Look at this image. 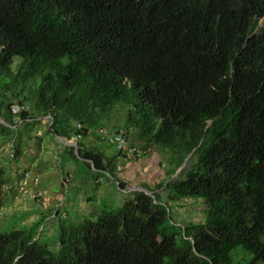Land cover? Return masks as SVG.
I'll return each mask as SVG.
<instances>
[{
    "label": "trees",
    "instance_id": "16d2710c",
    "mask_svg": "<svg viewBox=\"0 0 264 264\" xmlns=\"http://www.w3.org/2000/svg\"><path fill=\"white\" fill-rule=\"evenodd\" d=\"M116 104L114 133L143 143L132 160L168 155L165 178L138 186L154 198L133 190L97 215L59 208L4 230L0 217V264H264V0H0V141L15 157L47 118L95 185L124 190L127 154L81 142ZM8 182L0 169V196ZM186 199L203 205L200 223L174 221Z\"/></svg>",
    "mask_w": 264,
    "mask_h": 264
},
{
    "label": "rangeland",
    "instance_id": "374dc122",
    "mask_svg": "<svg viewBox=\"0 0 264 264\" xmlns=\"http://www.w3.org/2000/svg\"><path fill=\"white\" fill-rule=\"evenodd\" d=\"M17 107V105L13 107L14 113H18L15 112ZM17 119L16 117L14 121ZM47 122V118H43L25 137L19 156L14 155L13 138L0 141V169L5 178L12 179V182L3 185L1 190L0 217L3 230L13 217L24 215L18 222V225L23 226L36 221L43 214L51 213L49 210L56 211L59 208L69 214L97 215L103 209L121 205L123 198L138 186L142 184L153 186L160 182L170 170L168 155L155 146L149 149L148 157L132 160V152L138 151L140 154V146L143 143L126 139L122 151L127 155L119 157L116 163L118 178L128 182L124 186L125 189L120 191L111 178L104 177L99 180V185H95L92 174L84 167L83 162L70 160L68 155L60 152L62 146L77 150L74 143L78 142L74 139L68 141V145L63 144L61 139L47 132ZM101 122L102 134H99L98 127L92 128L81 142L86 148L93 147L107 156H112L116 154L115 145L110 143L113 133L118 128L125 134L123 128L125 108L118 104L114 105ZM130 144H133L131 149ZM190 157L186 160L189 161ZM184 166L183 164L172 179L181 176ZM199 201L186 199L172 204L174 221L200 223L204 217V207ZM55 202L59 204L53 207ZM56 222L57 219L52 215L41 228L42 236H45L44 239L50 247L54 245Z\"/></svg>",
    "mask_w": 264,
    "mask_h": 264
},
{
    "label": "built area",
    "instance_id": "2783aa9c",
    "mask_svg": "<svg viewBox=\"0 0 264 264\" xmlns=\"http://www.w3.org/2000/svg\"><path fill=\"white\" fill-rule=\"evenodd\" d=\"M22 108L17 107V110L15 112H19ZM79 127V125H77ZM79 138V137H78ZM110 142L115 145L117 150H123L125 148V140L122 137L121 134L118 133H113L112 138L110 140ZM26 176H28V174H26Z\"/></svg>",
    "mask_w": 264,
    "mask_h": 264
},
{
    "label": "water",
    "instance_id": "95a60500",
    "mask_svg": "<svg viewBox=\"0 0 264 264\" xmlns=\"http://www.w3.org/2000/svg\"><path fill=\"white\" fill-rule=\"evenodd\" d=\"M0 123H2L3 125H6V123L2 120V119H0ZM59 138V137H58ZM59 139H61L62 141H63V144H66V145H68V141H66V140H64L63 138H59ZM74 146L75 147H77V144L76 143H74ZM188 160V159H187ZM187 160H185V162H184V164L187 162ZM177 178V177H176ZM175 178V179H176ZM174 179H172L171 178V181H173ZM136 190H140V191H143L145 194H147L148 196H150V197H152V198H154V196H153V193L152 192H150V191H148V190H146V189H144V188H135ZM134 189V190H135Z\"/></svg>",
    "mask_w": 264,
    "mask_h": 264
}]
</instances>
